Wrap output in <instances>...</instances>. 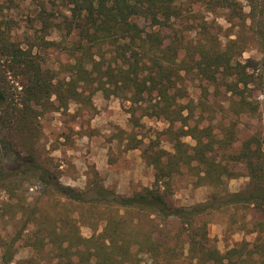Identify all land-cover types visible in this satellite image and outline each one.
I'll return each instance as SVG.
<instances>
[{"label":"trees","instance_id":"16d2710c","mask_svg":"<svg viewBox=\"0 0 264 264\" xmlns=\"http://www.w3.org/2000/svg\"><path fill=\"white\" fill-rule=\"evenodd\" d=\"M50 1L52 7L62 2L63 7H58L62 17H56L43 0L37 19L40 30L27 36L29 41L25 43L15 38L10 23L3 28L0 21V58L21 78L19 97L15 99L10 98L0 79V131L7 128L20 133L24 127L30 131L46 111L82 100L86 88L133 102L149 100V114L165 117L171 125L181 121L183 127L171 131L174 152L156 146L144 150L145 159L156 169L155 183L128 196L99 181L85 189L65 185L55 171L29 151L23 154L16 150L8 164L2 160L0 192L7 193V202L0 201L5 202L1 216L11 211L21 226L14 233H0V264H34V259L15 261L18 243L31 227L33 250L42 251L49 245L59 250L55 264H264V150L249 139L225 152L227 143L223 140L217 144L210 127L190 125L181 103L185 97L182 81L188 73L198 71L212 80L223 73L249 82L245 64L230 45L237 40L222 47L209 37L197 41V36L174 28L173 16L179 19L183 12L174 4L176 0ZM205 1L229 8L234 14L241 9L238 0ZM249 2L252 10L260 13L252 34L264 54V0ZM140 17L150 25L142 26L137 21ZM58 27L67 31L64 38H48ZM172 27L170 35L164 33ZM54 46L68 58L62 63V77L46 67V59L40 54V50ZM184 136H192L196 144L188 145L182 140ZM23 138L31 136L25 134ZM220 151L223 156L218 158ZM200 165L204 168L201 178L223 190L228 179L241 174L240 165L249 181L241 191L218 190L205 203L171 204L169 197L175 178L183 174L182 168ZM35 182L40 184V194L27 203L21 194ZM53 199L65 208L78 205L95 215L98 211L97 218L104 222L102 230L94 224L93 234L85 237L77 219L65 213V226L55 225L56 218L47 211V203ZM226 209H246V220L239 221L233 215L231 225H237L231 229L255 237L237 241L223 252L210 234L206 216ZM173 223L180 227L174 229ZM160 225L164 229L158 234L154 230Z\"/></svg>","mask_w":264,"mask_h":264},{"label":"rangeland","instance_id":"374dc122","mask_svg":"<svg viewBox=\"0 0 264 264\" xmlns=\"http://www.w3.org/2000/svg\"><path fill=\"white\" fill-rule=\"evenodd\" d=\"M42 1L0 0V21L3 28L8 22L14 29L17 40L29 41L27 36H33L35 30L39 31L41 27L37 19ZM44 1H47L51 9V1ZM238 1L241 9L236 14L229 8L205 0L174 2L183 10L179 19L173 16L174 28L182 29L190 36H197V41H205L209 37L222 47L237 40L236 44L230 45L250 75L249 82L242 83L236 76L220 73L216 80H212L197 71V74H185L182 81L185 97L181 103L185 107V114L189 116L190 125L197 123L200 129L210 127L217 144L220 145L223 140L227 143L225 152L239 148L249 139L260 144L264 150V54L252 34V27L260 13L259 10H252L249 0ZM56 5L52 10L57 14L56 17H62L58 7H63V4L58 2ZM137 21L145 27L150 25L142 17L137 18ZM173 27L164 29V33L170 35ZM66 32L64 28L58 27L48 38L60 41ZM58 49L54 46L40 50V54L46 59V67L53 68L62 77L65 75L62 63L68 58ZM9 69L7 62L0 58V79L10 98L15 99L19 97L21 78ZM93 91L94 88L92 91L91 88H86L82 100L71 101L68 107L60 110L46 111L39 116L35 128L30 131L28 127L22 128L20 133L7 128L0 131V162L4 160L7 164L11 163L16 150L23 154L29 151L44 166L55 171L63 184L79 189H85L91 182L99 181L119 194L128 196L144 187L153 186L156 169L145 159L144 150L156 146L174 152V135L171 131L178 132L183 123L178 121L171 125L165 117L149 114V100L133 102L116 94L105 95L102 90ZM52 100L55 101V97ZM25 134L31 138H23ZM182 140L190 146L196 144L192 136H184ZM219 153L218 158L223 156V152ZM239 167L241 174L228 179L227 188L223 190L201 178L204 169L202 165L193 169L184 166L183 174L175 178L169 197L171 204L192 206L207 202L218 190L221 193L226 190H243L249 177L244 166ZM35 183L21 194L22 198H27V203L33 202L40 194V184ZM0 201L7 202V193L0 192ZM48 202L47 211L56 218L55 225L65 226V213L77 219L80 232L85 237L93 234L94 224L102 230L104 222L97 218L98 211L95 215L78 205H67L65 208L54 199ZM4 204L0 202V208ZM3 210L5 211V207L0 209V233H14L21 223L12 217L11 211L6 212L3 218ZM247 213L246 209H226L207 214L210 234L216 239L221 251L225 252L237 241L254 239V234L231 229L237 225H231L233 215L240 221L246 220ZM171 226L174 229L180 227L178 223ZM162 229L164 227L160 225L154 231L160 234ZM33 231V227L27 230L18 243L15 261L34 259V264H50V261L55 264L59 250L53 245L46 246L42 251L33 250L30 245Z\"/></svg>","mask_w":264,"mask_h":264}]
</instances>
